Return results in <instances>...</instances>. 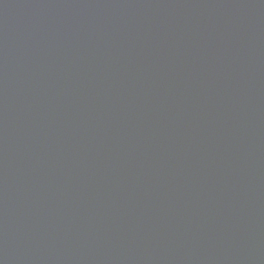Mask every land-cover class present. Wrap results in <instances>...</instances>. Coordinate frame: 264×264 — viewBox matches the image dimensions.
Here are the masks:
<instances>
[{"label":"water","instance_id":"obj_1","mask_svg":"<svg viewBox=\"0 0 264 264\" xmlns=\"http://www.w3.org/2000/svg\"><path fill=\"white\" fill-rule=\"evenodd\" d=\"M0 264H264V0H0Z\"/></svg>","mask_w":264,"mask_h":264}]
</instances>
